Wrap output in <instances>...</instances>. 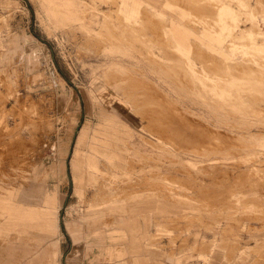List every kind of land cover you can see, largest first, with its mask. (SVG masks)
Segmentation results:
<instances>
[{
  "label": "rangeland",
  "instance_id": "1",
  "mask_svg": "<svg viewBox=\"0 0 264 264\" xmlns=\"http://www.w3.org/2000/svg\"><path fill=\"white\" fill-rule=\"evenodd\" d=\"M68 7L0 0V264H264V0Z\"/></svg>",
  "mask_w": 264,
  "mask_h": 264
},
{
  "label": "crops",
  "instance_id": "2",
  "mask_svg": "<svg viewBox=\"0 0 264 264\" xmlns=\"http://www.w3.org/2000/svg\"><path fill=\"white\" fill-rule=\"evenodd\" d=\"M48 4V9L51 14L58 15L63 13L64 15H70V9L68 7L69 0H45ZM72 14V13H71Z\"/></svg>",
  "mask_w": 264,
  "mask_h": 264
}]
</instances>
